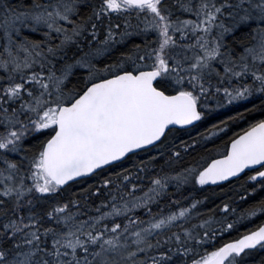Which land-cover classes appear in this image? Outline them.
Masks as SVG:
<instances>
[{"label":"snow or ice","instance_id":"obj_1","mask_svg":"<svg viewBox=\"0 0 264 264\" xmlns=\"http://www.w3.org/2000/svg\"><path fill=\"white\" fill-rule=\"evenodd\" d=\"M0 264H264V0H0Z\"/></svg>","mask_w":264,"mask_h":264},{"label":"trees","instance_id":"obj_2","mask_svg":"<svg viewBox=\"0 0 264 264\" xmlns=\"http://www.w3.org/2000/svg\"><path fill=\"white\" fill-rule=\"evenodd\" d=\"M245 126V124L244 123H241L240 125H239V127H244ZM238 130V128L236 127V126H233L232 128H231V131H229V132H227V136H231L232 135V133L233 132H235V131H237ZM226 139V137H224V136H221L220 137V140H225ZM220 141H217V143H219ZM232 236H235V233H232L231 234Z\"/></svg>","mask_w":264,"mask_h":264}]
</instances>
